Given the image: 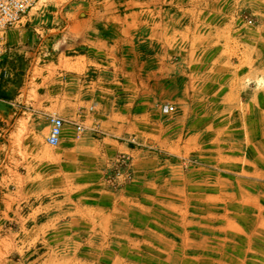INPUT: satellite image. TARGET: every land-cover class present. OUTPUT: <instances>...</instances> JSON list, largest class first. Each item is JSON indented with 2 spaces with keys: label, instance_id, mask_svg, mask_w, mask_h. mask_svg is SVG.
<instances>
[{
  "label": "rangeland",
  "instance_id": "obj_1",
  "mask_svg": "<svg viewBox=\"0 0 264 264\" xmlns=\"http://www.w3.org/2000/svg\"><path fill=\"white\" fill-rule=\"evenodd\" d=\"M39 8L7 68L19 82L47 52L104 42L130 114L119 140L134 150L105 153L97 126L74 130L75 151L48 144L57 109L14 106L11 88L0 101V264H264V0Z\"/></svg>",
  "mask_w": 264,
  "mask_h": 264
},
{
  "label": "crops",
  "instance_id": "obj_2",
  "mask_svg": "<svg viewBox=\"0 0 264 264\" xmlns=\"http://www.w3.org/2000/svg\"><path fill=\"white\" fill-rule=\"evenodd\" d=\"M44 13L45 10L41 8L34 12H31L30 9L24 18L31 22L28 24V28H31L32 24L38 25L37 23L34 24L33 21L39 20L36 16ZM24 25L21 23V26L10 27L6 31V39L10 42L8 44L10 49L8 54L0 58V101H3L5 94L14 87L16 92L13 95V100H11L14 106L26 104V109L45 115L48 114V110L57 109V113L68 121L65 123L63 135L57 145V148L62 147L64 152L75 151V147L78 146L77 138L74 137V130L78 131L76 125H82L86 128L95 126L105 128L107 137L97 141L102 142L100 143L103 144L101 148L107 154L116 155L133 151L134 149L127 142L119 140L125 134L130 114L127 111V98L122 99L123 84L120 78L122 72H112L109 69L114 58L108 52L107 45L102 41H98V44L94 42V45L79 42L77 45L79 50H74L76 53L72 55H67L63 49L54 53L47 52L51 54V57L43 60L39 70L32 69V63L29 62L28 70L20 75V81L17 82L16 69H8L7 66L9 63L14 65L16 62L15 52L17 49L12 48V44L17 42V33L27 30L22 28ZM47 30L51 29L41 28V31ZM114 60L120 62L118 58ZM113 73L115 74L114 77L112 76ZM114 78L117 80L113 81ZM113 82L116 85H113ZM139 83L142 81L140 80ZM142 87L137 84L135 89L137 118L144 116ZM61 104L65 105L66 108L59 107ZM163 112L161 117H168L165 119L170 120V117L166 116L165 108ZM46 127L49 125L47 124ZM137 128L143 134L146 132L143 121ZM169 128L168 136L171 131ZM172 135L174 134L172 133ZM106 138L109 140V144L105 145L103 142ZM93 140L86 138L82 142H95V139ZM81 154L70 153L69 156L81 157Z\"/></svg>",
  "mask_w": 264,
  "mask_h": 264
},
{
  "label": "built area",
  "instance_id": "obj_3",
  "mask_svg": "<svg viewBox=\"0 0 264 264\" xmlns=\"http://www.w3.org/2000/svg\"><path fill=\"white\" fill-rule=\"evenodd\" d=\"M40 0H0V58L9 53V45L6 40V31L8 28L21 21L27 16L30 9ZM167 113H174L175 106L167 104L164 106ZM49 130L46 136V141L50 145H58L63 135L65 120L62 116L56 113L47 115ZM76 125V124H75ZM78 131L88 130L82 125H76Z\"/></svg>",
  "mask_w": 264,
  "mask_h": 264
}]
</instances>
